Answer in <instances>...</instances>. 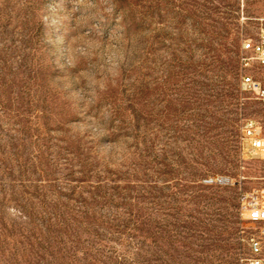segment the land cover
I'll return each instance as SVG.
<instances>
[{
  "label": "rangeland",
  "instance_id": "obj_1",
  "mask_svg": "<svg viewBox=\"0 0 264 264\" xmlns=\"http://www.w3.org/2000/svg\"><path fill=\"white\" fill-rule=\"evenodd\" d=\"M263 27L264 0H0V264H239Z\"/></svg>",
  "mask_w": 264,
  "mask_h": 264
},
{
  "label": "built area",
  "instance_id": "obj_2",
  "mask_svg": "<svg viewBox=\"0 0 264 264\" xmlns=\"http://www.w3.org/2000/svg\"><path fill=\"white\" fill-rule=\"evenodd\" d=\"M244 51H252L254 59L264 65V27L261 29L258 40L246 39L243 42ZM250 58H243L249 61ZM250 89H257L264 96V89L251 78L244 82ZM243 139L247 143L245 153L251 157L264 155V135L262 129L255 122H248L242 129ZM210 184H230V178L214 176L206 179ZM240 211L248 221L249 227L242 231V241L247 246V253L240 259L239 264H264V187L254 188L240 194Z\"/></svg>",
  "mask_w": 264,
  "mask_h": 264
}]
</instances>
